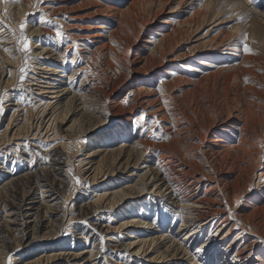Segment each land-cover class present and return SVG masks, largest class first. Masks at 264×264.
I'll return each mask as SVG.
<instances>
[{"label":"bare ground","instance_id":"6f19581e","mask_svg":"<svg viewBox=\"0 0 264 264\" xmlns=\"http://www.w3.org/2000/svg\"><path fill=\"white\" fill-rule=\"evenodd\" d=\"M181 3L180 0L178 6ZM43 8H50V13L53 10L49 6ZM111 9L109 15L113 17H117L118 13L123 16L128 14L121 8ZM119 22L118 30H111L109 34L120 36L118 41L121 45L125 35L123 33L126 31L124 32L121 21ZM98 27L104 29L106 26ZM173 31L172 34H162L157 43L151 41L153 37L146 39L147 43L155 44L150 54L135 53L134 58L127 60L126 64L129 63L132 70L140 71V66L135 67L143 61L148 65L157 61L161 63L167 46L176 39V29ZM32 32L40 33V29H32ZM99 35L96 33L93 37ZM92 42L96 47L89 52L90 56L95 51H102L107 55L113 50L109 42ZM145 47L146 50L150 49ZM33 48V55L38 61L34 65L32 82L28 81L27 89L37 103L35 113L38 116L30 122L31 128H35L31 138L41 133L45 141L54 143L48 148L46 157L24 163L15 171L0 163V177L4 179L3 185H0V249L3 248L1 252L5 254L0 264H9V261L11 264H125L126 262H120L121 252L130 257L132 264H138L141 258L148 264H178L189 253L187 250L190 246H195V252L191 254V260L195 264L199 254L206 258L204 264H248L252 258L255 240L244 244L242 238L245 236L242 233L246 231V225L256 231L262 220L258 218L253 222L254 219L251 218L254 215L245 214L244 209L240 210L243 214H230L231 204L229 200H224V197L234 195L237 190L235 188L240 185L238 182L251 166L244 158L253 155L243 145L251 143L248 135L242 134V141L237 146H232L220 138L211 139L209 143H205L202 138L203 144L192 136L198 131L195 118V121L192 119L188 123L178 113L182 110L177 112L173 107L165 109L162 98H143L142 93L149 90L142 89L141 86H133L129 90L130 108L121 107V100L112 96L115 90L112 85L103 83L105 88H102L98 86L96 77L92 79L83 73L87 64L82 66L80 59L87 54L79 51L80 53H74L69 59L66 54L68 47L62 54L57 55H54V49L47 44H34ZM85 48L87 47H82ZM212 49L216 52L220 50L217 46ZM226 49L231 48H224ZM155 51L159 53L158 60L155 59ZM4 63L13 69L17 66V63L12 64L7 60ZM198 63L203 65L202 61ZM3 67L0 68V84L5 83L3 77L7 67ZM166 73L172 75V72ZM175 80L174 76L171 81L166 78L160 88L170 86ZM108 88L110 90L107 91ZM150 106H156L153 111L159 118H168L162 125L170 138L167 144H154L155 142L152 143L146 137H133L125 127L126 122L131 121L136 107H141L144 112L145 107ZM21 111L14 110L10 116L5 133L12 132L10 136L5 134L7 137L3 142L20 140L27 136L28 133L24 135L22 128L27 122L26 116L29 112ZM113 115H117L119 120L116 129L111 130L108 136L114 140L120 139V145L110 148L103 144L94 149L100 138L107 137L104 134L100 136V133L103 128L111 125ZM89 136V144L85 145L86 141L82 139ZM74 146L76 148L73 149ZM243 161L247 163L246 166L241 164ZM69 166L86 183L72 198V205L68 206V199L71 198L67 199L65 194L68 191L67 184H70L67 183L66 174ZM231 167L239 170V174L233 178L234 182H229ZM121 179L128 182L133 179L134 183L123 185ZM108 180L112 182L107 183ZM116 180L120 181L119 186L114 185ZM96 184L101 185L97 188ZM203 185L206 189L200 193ZM90 188L98 190L93 189V193L89 194ZM145 193L159 196L162 203L170 205L179 214L181 223L177 233L182 235L180 242L176 239L177 233L173 234L167 224L154 232L150 228L151 236L146 237L140 232V237L130 240L132 235L127 226L145 228L154 224L153 220L146 221L133 214L132 207H135V202ZM109 212H113L123 221L117 220L118 224L112 226V220L102 215ZM232 215L235 218L245 216L246 224L234 236L231 235L237 221L235 222ZM219 216L222 217L216 223L214 232L209 231L203 237L204 231L211 228ZM65 227L72 228L69 243L61 240H52L50 243L46 241L49 235L59 239ZM120 230L126 232L121 235ZM115 232H118L120 239L117 243L113 237ZM217 236L221 238L214 241ZM223 241H227L228 248L221 247ZM72 243H75V247H82L77 250L72 248ZM106 248L115 252L113 256H117L120 261H114L115 259L105 254ZM233 248V259L226 262L225 255ZM199 249H203L202 253ZM257 251L254 264H264V244Z\"/></svg>","mask_w":264,"mask_h":264},{"label":"rangeland","instance_id":"374dc122","mask_svg":"<svg viewBox=\"0 0 264 264\" xmlns=\"http://www.w3.org/2000/svg\"><path fill=\"white\" fill-rule=\"evenodd\" d=\"M184 1L181 0L182 3L178 6L180 0H123V2L122 0H42V2L41 0H19V2L17 0H0V68L7 67L3 77L5 83L0 84V97H3L4 100L3 111L0 112V163H4L9 169L15 171L24 163L27 164V162L46 157L48 148L54 143L45 141L41 133H37L34 138H31L34 136L35 128H31L30 122L38 116L35 113L37 103L27 89L28 83L32 82L34 65L38 61L32 52L34 44L49 45L54 49V55L62 54L63 50L68 47L66 54L69 59L74 53L78 54L81 51V53L87 54L80 59L82 66L87 64L83 73L92 79L96 77L98 86L102 88H105L103 86L106 83L112 85L115 88L112 96L121 100V107L130 108L129 90L134 88L133 86H141L142 89L149 90V92L142 93L143 98L146 96L162 98L165 109L173 107L176 111L182 110L177 112L188 123H191L189 121L195 118L196 121L193 120L197 123L198 131L193 133L194 139L204 138V142L209 143L215 138H220L232 146H237L242 141L241 135H248L251 143L243 145L248 147L246 150L253 155L244 158L249 161L251 166L246 171V175L238 182L240 185L235 188L237 190L234 195L224 197V200H229L231 204L230 214H243L240 210L244 209L245 214L254 215L251 218L254 219L253 222H256L258 218L262 220V224L255 231L244 223L245 216L241 215V218H235L232 215L235 222L238 223L231 236L239 234L241 227L246 225V231L242 233L245 236L242 238L244 244L255 240L252 258L248 263L254 264L255 257L258 256L257 250L264 244V0ZM189 2L192 3L189 4ZM43 6L52 7V12H49L50 8L44 9ZM112 7L121 8L124 12L126 10L128 14L123 16L118 13L117 17L110 16ZM41 16H43L42 20ZM126 16L127 18H125ZM118 20L121 21L124 32L126 31L123 33L126 36L123 35L124 40L122 39L121 45L118 41L120 36L109 34L111 30H118L120 24ZM219 21L223 22L217 24ZM21 24L25 26L23 34L30 45L27 52L21 47ZM98 26L106 27L102 29ZM35 28H39L40 33L32 32V29ZM174 29H176L174 34L176 39L167 46V52L161 63L157 61L153 65H148L143 61L135 67L140 66V71L132 70V66L129 63L126 64L127 60L134 58L135 53L150 54V50L155 44L147 43L146 39L153 37L150 38L151 41L157 43V39H160L162 34H172ZM57 31H61L64 35L57 36ZM96 33L100 35L93 37ZM93 40L109 42L108 44L113 49L112 52L106 55L102 51H95L90 56L89 52L96 47ZM245 43L252 49V54L244 51ZM83 46L87 48L82 49ZM145 46L150 49L146 50ZM215 46L220 48L219 52L212 49ZM224 48L231 49L224 50ZM158 54V52L155 54L156 60L160 58ZM5 60L12 64L17 63L16 68L13 69L4 63ZM200 61L203 62V65L198 63ZM21 68L25 69L23 80L20 79ZM166 71L172 72L171 77L166 75ZM172 76L176 78L173 84L160 88L164 80L167 78L168 81H171ZM245 78H247V82ZM64 79L66 80L65 77ZM157 94L160 96L158 97ZM155 107H145L146 111L144 112L141 107H136L131 121H127L125 127L129 129V133L133 137H146L152 143L155 142L154 144H167L170 138L162 125L168 121V118H159L153 111ZM14 110L15 112L22 110L21 112L24 113L28 110L27 122L22 128V131L25 132L23 134H28L20 140H12L8 144L3 142L7 137L5 134L10 136L12 131L5 133V129ZM111 119V125L103 128L100 133V136L104 134L107 137L100 138L95 143L94 149L103 144L110 148L120 145L121 140L118 137V140H114L108 136L111 130L116 129L119 117L113 115ZM12 123L14 124V122ZM145 128L149 129L146 134ZM152 130L157 132L156 138H153ZM164 136H167L168 139H164ZM90 139L91 136L82 140H85L84 144L88 145ZM241 164L246 166L247 163L243 161ZM66 170L67 183L70 184H67L66 190L68 191L65 195H67V199L71 198L68 199L70 200L69 206L72 205V198L83 188L86 180H81L73 167L69 166ZM238 174L239 170L236 167H231L229 182L231 180L234 182ZM75 178H79L81 181L79 185L75 183ZM120 181L123 185L134 183L133 179L131 182L122 179ZM120 181L116 180L117 183L114 185L119 186ZM3 182L4 179L0 177V185H3ZM108 182L112 181L108 180ZM96 185L99 188L101 184ZM73 189L75 190L71 196ZM93 189L98 190L90 188L89 194L93 193L91 192ZM205 189L206 187L203 185L200 193H203ZM137 201L135 207H132L133 214L135 213L137 217L146 221L153 220L154 224L146 226L147 228L127 226L126 228L131 231L132 235L130 240L136 236L140 237V232H143L146 237L151 236L150 228L154 232L166 224L170 225L173 234L177 233L181 223L180 216L174 212L170 205L162 203L159 196L145 193ZM102 215L112 220L110 222L112 226L123 221L113 212ZM221 217H217L214 225L204 231L203 237L207 236L209 231L214 232L217 228L215 225ZM117 220L119 221L116 222ZM68 228L65 227L62 230L59 239L49 235L46 241L50 243L52 240H61V242L68 241L69 243L72 228ZM125 232L126 230H120L119 234L122 235ZM119 234L118 232L113 233L116 243L117 240H120ZM181 237L182 235L177 233L178 242L181 241ZM218 238L221 237L217 236L214 241H217ZM74 245L75 243H72V248L77 250L82 247ZM221 247L228 248L227 241H223ZM1 249L0 261L5 257V254L1 252L3 248ZM53 250L57 249L53 248ZM105 250V254L115 259L114 261H120L117 256H113L115 252L107 248ZM233 250L234 248L229 249L225 255L226 262L232 261L231 252ZM187 252L189 253L178 264H195L191 260L195 246H190ZM121 254L120 262L132 264L128 255L124 252ZM199 255L196 264H204L206 258ZM138 264H148V262L141 258ZM150 264L162 263L152 262Z\"/></svg>","mask_w":264,"mask_h":264},{"label":"snow or ice","instance_id":"6c2138e0","mask_svg":"<svg viewBox=\"0 0 264 264\" xmlns=\"http://www.w3.org/2000/svg\"><path fill=\"white\" fill-rule=\"evenodd\" d=\"M17 2H19V0H17ZM41 2H42V0H41ZM42 19H43V16H41V20ZM24 27H25L24 24H21V26H20V30H21L20 41L22 42V44H21L22 49L25 52H27L29 50V48H30V45H29L28 39L23 34L24 33ZM56 35L57 36H63L64 34L61 31H57ZM245 40H246V36H245ZM244 51L246 53L252 54V49L248 47L247 43L244 44ZM20 72L22 74L21 77H20V79L23 80L24 79L23 73H25V69L24 68H21L20 69ZM245 79H246V82H247V78H245ZM3 103H4L3 97H0V112L3 111ZM148 131H149V129H147V128L144 129L145 134ZM152 136H153V138H156L157 137V132L155 130H152ZM163 138L164 139H168L167 136H164ZM75 183L77 185H79L81 183V181L79 180V178H75ZM229 211H231V210L229 209ZM198 251H203V249H199ZM121 255H123V254H121ZM9 264H11V261H9Z\"/></svg>","mask_w":264,"mask_h":264}]
</instances>
